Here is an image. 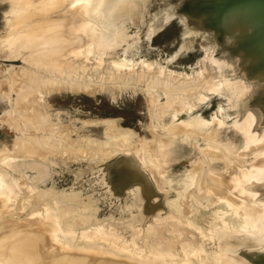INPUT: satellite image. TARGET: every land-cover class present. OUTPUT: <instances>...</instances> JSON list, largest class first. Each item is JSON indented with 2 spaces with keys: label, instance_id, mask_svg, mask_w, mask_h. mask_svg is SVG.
Wrapping results in <instances>:
<instances>
[{
  "label": "rangeland",
  "instance_id": "rangeland-1",
  "mask_svg": "<svg viewBox=\"0 0 264 264\" xmlns=\"http://www.w3.org/2000/svg\"><path fill=\"white\" fill-rule=\"evenodd\" d=\"M20 1L0 0V162L12 160L7 165L12 163L9 168L12 170L11 172H14L16 179H18V185L15 187V198L17 201L12 199L14 202L11 200V203L9 202L6 206L7 209L3 208L1 210L2 207L0 206L1 213H4L3 217L9 220L13 219V223L17 225V228L20 227L19 229H21V226L25 228L28 225L31 229L27 227L31 231H36L39 234L45 232L43 237L46 236V240L44 238L43 247H41L45 254L41 252L44 254V258L49 255L46 260L59 254L61 249L63 253L64 251L67 252L70 246L76 249L80 245L85 247L93 243L94 246L97 244L103 248H108L112 242L118 240L119 245L126 246L128 244L135 249L151 246L152 248L159 247L162 251H172L174 254L176 253L175 257L179 258L178 261H180L183 259H180L181 254L183 256V252L186 250L183 247L187 248L189 246L188 242L190 243L192 240L194 246L190 243L191 247H188V249L192 250L190 253L193 252L196 255L203 252L202 255H200L201 253L199 254L201 257L203 256L202 259H200L199 255L196 259L195 256H190L191 254L187 249L193 264H196L194 262L198 259L200 261L198 260L197 264L202 261L203 263L201 264H227V257H230V259L232 257V260H234L236 256L239 259L243 258L240 260H243L244 263L264 264V193L260 192L264 189V182L262 181L264 173L263 171L261 173L257 171L259 169V167L257 169V166L261 164V161H264V150L261 146V144L264 146V140H262L264 139L262 138L264 137V125H262L264 121L261 124L254 123L255 127H253L252 131L255 132L254 129H256V132L255 134L251 133L254 134L253 136L259 132L263 133H261L262 136L258 135L262 143H260L259 139L256 141L257 147L259 148L260 146L259 150L262 147L260 150L263 153V155L261 154L262 158L259 150H257L258 148L256 149V144L255 146L252 144L251 148L253 150L247 147V143L257 140L258 136L256 135L249 141L248 139L253 136L246 133L248 138L247 140L245 139L247 135L244 132L247 131H244L245 126L243 124L248 122L250 118L242 115L247 113L252 108V105L257 109L261 107V109L259 108V111H261L258 113H263L264 73L262 72L264 69L261 68H264V59L256 56L251 51H264V47L261 46L264 45V5L259 4L256 0H226L227 2L225 0H221L222 2L220 0H122L123 2L117 3L114 13H109L108 11L107 14L104 12V14L109 15H106L108 19L106 18L107 20H105L103 15L102 18L104 20L99 18L100 21L102 20L99 24L97 22L99 21L97 20L98 18L96 16V18L92 17L95 11L90 14L92 15L91 17L90 15L87 17L86 12H84L86 11L84 8L90 4L83 7L80 6L81 4L83 5V0L81 1L82 3L80 0L77 2L79 5L74 0V4L78 5V9H76L77 7L75 8V5L74 8L80 14L75 12L77 13V15L73 16L75 18L72 17L69 19L70 21L68 20L70 23L65 25V27H68L69 31L62 24L60 26L62 25L63 27H58L56 24L57 27L53 28L55 21L57 22V17H53L56 19L53 21L52 16L49 13V15L47 14V9L50 8L49 0H43V6L45 7L46 4L48 8L41 6L42 0H23L22 2L28 3H26V8H34L41 2L38 6L39 8L36 6L37 9L31 13L32 18L37 16L35 20L40 23L34 27L35 29L37 27L35 30L32 26L37 21L34 20V23H31L33 20L31 18V26L29 27L34 30L30 28L31 30L28 34H32V36L38 34L37 36L43 35V37L39 38L40 36H36L37 38H34V35L32 37L34 40H31L29 38L30 35L27 33L26 36H22V39L20 38L21 34L16 33L20 36H17V39L15 32L11 33V30H13L11 28L14 26V24H11L16 22L15 19L19 14L18 12L21 11L19 10L21 8L19 6L21 4ZM36 1L37 3L40 2L36 4ZM85 1L87 0H84V3H86ZM24 4H22L23 8H25ZM40 6L45 9L44 12L46 13L42 12L43 9H41L40 13ZM79 9L84 13H82L83 16ZM88 9L91 10V8ZM37 10H39V13H37ZM174 10L177 11L175 12ZM252 11L257 14L254 12V15ZM42 13L51 17V19L48 18L51 22ZM87 13L89 14L90 12L87 11ZM178 13L181 14L178 15ZM33 14H36V16ZM253 15L257 16L256 18L258 19L253 18ZM77 17L79 22L74 21L78 19ZM82 17L85 19L83 25L80 23L83 19ZM80 18L82 19L80 20ZM93 18L96 20H93ZM71 20L72 23L74 21L75 26L76 23H80L82 26L77 24V27L81 29L75 27ZM48 22L49 26H53L49 27L47 25ZM260 22L263 24L261 25ZM59 23L61 22L59 21ZM95 23L99 25L97 24V26ZM71 24L73 25L72 27L70 26ZM38 26L46 29L45 36V31L41 32V28L39 27L38 29ZM46 26L51 29L47 30ZM74 27L78 31H73L75 30H72ZM113 28L116 29V34H111L113 31L111 29ZM107 30L111 32L108 33ZM59 32L62 33L59 35ZM67 32L70 34H67ZM93 33L95 34L92 35ZM100 34H103L105 38L100 36L102 39L100 40ZM27 36L31 42L25 43L24 38H27ZM112 37L114 40H112ZM104 40L105 44L103 43ZM20 44L23 45L21 46ZM59 46L65 47L60 49ZM79 46L85 52V58L83 57L85 61L81 60L82 62L84 61L83 63H88V66H91L90 68L87 66L88 68L86 67L85 69V64L84 67H82L83 63L81 64L82 66L78 64L81 63V60L80 62L77 61L79 57L76 59V54L73 55L71 51L69 52L72 48L76 49ZM54 48L59 49L56 52L57 55L65 52L64 57L66 55L68 58L70 53L72 54H70L71 57H75L72 59L69 56L70 58L67 60L66 57L63 59L62 54V61L60 60V55H56L59 60L55 59L57 57H54L53 55L55 54L52 53L56 51H53ZM47 50H49L47 53H50V55L47 54L49 61H58L57 65L52 62L55 67L53 64L46 67L49 61L47 60V64L44 61H46L45 59L48 56L44 57L43 53L46 54ZM250 53L252 56L254 55V58L250 57ZM40 56H43V58ZM50 56L52 57L51 59ZM246 57L251 60L254 59V62L255 60L260 62H252L249 65ZM96 59L100 63H96ZM63 60L66 61L64 64L62 63ZM70 61L72 63H69ZM75 61L79 65H75L74 70H72L76 72V76L74 73L72 75L70 73ZM68 64L72 65H70L71 68L68 67ZM243 64L247 65V69H251L247 70L245 67L248 75L245 73L244 68L242 69L244 67ZM259 64L262 74L256 67ZM63 65H65V70H63ZM249 66H254L252 67L254 71ZM53 67L55 70L56 68H61L57 69L61 71H55L52 69ZM76 67L81 70L78 68V71H76ZM67 68H70L69 71ZM83 69L84 71H82ZM119 69L123 74L118 71ZM241 69L244 71L243 73ZM110 70L112 71L110 72ZM52 71H54V75ZM138 72L139 74L137 75ZM205 72L209 74L206 73L205 75ZM207 75L208 77L210 76L211 80L208 79ZM220 84L221 89L216 87ZM224 85L225 87L229 85L231 87L225 88L223 87ZM86 86H89V88L87 89ZM237 86L239 87L237 88ZM211 88H215V91ZM210 90L211 92H209ZM218 90H222V92ZM253 99L255 101L252 102ZM240 105L244 107L242 111L239 109ZM247 105L251 108L249 109ZM238 117L244 118H241L243 123L237 120ZM195 118L202 124L189 130L188 122L190 119L195 120ZM214 120H218L216 121L218 124ZM211 122L213 124L215 122L214 125L217 124L216 127L219 126L218 130L215 129L216 127L214 128ZM238 123H240L243 131L239 126L237 127ZM261 125L263 126L262 128ZM208 127L211 128L209 129ZM260 128L261 131H258ZM118 131H121V133ZM122 131H124V134ZM119 134L122 135L123 139ZM26 139H30V141ZM31 141H34L33 145ZM174 142L179 143L175 145ZM225 142H229V145L235 148L231 153L226 151L227 162L229 161L228 166L229 169L231 168L230 178L225 176L228 173L226 171L228 167L219 162L209 161L212 158L210 159L205 154V148L208 146H216L217 143L222 144ZM256 142L254 141V143ZM22 143H25L24 146L29 145L32 148L36 146V154H31V151H28L31 156L27 155L29 153H23V151L27 152V150L26 147L24 150ZM207 143H211V145H207ZM174 146L177 147L173 148ZM169 148L173 152L162 153V151L166 152ZM160 150L161 152H159ZM247 150H252L253 153L250 151L249 155ZM254 150H257L255 151L256 153ZM161 153L164 155L163 157L158 156ZM254 153L255 157L253 158L255 160L259 158L258 162L255 161V163L257 162L259 165L249 160L253 159L249 157L253 156ZM231 160L234 161L230 163ZM239 160H241V163H238L240 162ZM247 160L248 162H245ZM248 165L252 166L249 167ZM14 167H17V169H13ZM245 167L250 170H243ZM253 168H256V173L253 172ZM123 169L126 170L124 171ZM0 170H2L1 167ZM250 171L252 172L249 173ZM106 172L111 174L108 173L109 175H106ZM257 172L262 174V176ZM188 173L194 179L191 177L193 182L190 184L192 185L189 186L188 184V190L185 188L187 194L186 191L183 193L182 184L185 179L183 178L184 175L186 176ZM239 173H243L242 177L248 173L251 174L250 176L246 175L248 178H254L249 180L244 176L245 178L243 177L244 179H242ZM228 174L226 175L228 176ZM218 175L222 176L218 185L222 186L221 184L223 183L227 185L226 188L224 184L220 187L222 188L220 189L221 192L228 189L229 192L227 191V193H230V189L234 186L232 188L233 193L235 187L239 189L244 185L246 188L243 187L242 190L246 191L248 189L251 196L253 195L252 197L250 196L251 199L254 196L255 198L251 200L249 196V198L244 196L249 195V192L246 191L245 194L244 191H236V189L234 190V196L237 200L233 196V199L232 197L229 198L230 196L226 198L225 193L221 194V197L222 195L224 196L222 199L219 197L220 195L218 196V192H215V195L210 192L211 197L213 195V199H216V203L215 199L208 197V194L210 195L209 186L215 183V180H212L219 177ZM238 175L240 176L238 177ZM224 176L225 179H223ZM255 176L260 179L257 180ZM233 177H235V180L238 178L242 179L243 182L249 181L243 184L239 180V184H242L238 186V180L235 181ZM231 179L234 180L232 182L233 185L229 184L232 181ZM222 180H226V183L225 181L221 182ZM234 182H236L237 186L234 185ZM215 184L217 185V183ZM249 184L254 188L257 186L260 191L257 190L256 193V189L251 188ZM228 185H231L230 188H228ZM141 191L142 194H139ZM200 191L201 193H198ZM252 191H255L254 194H256H252ZM195 193L198 195H195L198 200L194 197ZM237 193L238 195L236 196L235 194ZM240 197H243L242 199L247 203L246 206H249L248 208L246 207L247 209L241 205L244 200ZM218 198L222 199V201ZM231 199L232 203L234 201V205L231 203ZM238 199H241L240 202H237L239 201ZM187 200H190V202L183 205V203L188 202ZM211 200L215 203H211ZM235 204H239L242 207L235 206ZM156 205L157 209H154V211L153 208ZM183 206L187 207L189 211L187 212V208ZM207 206L209 207L208 210L200 213ZM61 208L62 210H60ZM55 209L56 212L53 211ZM192 209H195V212ZM61 211L62 214H60ZM179 212L181 213V218L179 219L181 224H179V220L178 224L185 227L186 230L180 226L178 229L177 223L172 219V216L180 214ZM56 213L58 216L60 215L59 218ZM86 216L90 217L91 221L87 222L89 218L85 220ZM53 217H57V220L64 219L60 226L61 229L63 228L62 230L56 232L57 227L54 225ZM78 217L82 221H79ZM4 218H1L2 221ZM45 218L48 220H45ZM77 220L81 223L78 224ZM190 221L192 222L189 223ZM173 223H175L176 227ZM8 224V226L0 228V234H2L3 229L6 230L8 229L7 227L11 226V223ZM152 226L153 229L151 228ZM148 230L153 232V239L151 237L147 240L145 239ZM178 230L183 236H180ZM60 231L68 233H61ZM56 233H58L57 237H55ZM160 233H163L162 237ZM190 233L192 236L188 238ZM91 234H93V237ZM163 235L167 236V238L163 237ZM86 236H90L92 239H86ZM8 242L7 240L5 246H8ZM182 242H185L186 245ZM47 243L48 245L46 246ZM196 243L200 248L197 247ZM199 243L200 245L202 244V247ZM174 244L176 247H172L175 246ZM183 244L184 246L181 247ZM157 245L158 247H156ZM166 245H168V248ZM224 246L226 251L223 250ZM46 247L48 248L46 249ZM51 247L52 249L48 250ZM173 248L176 250L173 251ZM196 248H198V251L199 249L203 250L198 253ZM180 252L182 253L180 254ZM191 257L196 260L191 259ZM174 259L177 261L176 258ZM148 260L155 261L154 258L151 259L150 257ZM4 261V259H0V264H11L8 261ZM243 261L239 262V264H244Z\"/></svg>",
  "mask_w": 264,
  "mask_h": 264
},
{
  "label": "bare ground",
  "instance_id": "bare-ground-1",
  "mask_svg": "<svg viewBox=\"0 0 264 264\" xmlns=\"http://www.w3.org/2000/svg\"><path fill=\"white\" fill-rule=\"evenodd\" d=\"M20 1V0H19ZM23 0H21L20 1V3L21 4H19V6L21 7V8H19V10H21V11H23L22 13H20V12H18L19 14L17 15V18L15 19V21L16 22H14V23H10L11 25H13L14 24V26H13V28H11V29H13V30H11L10 32L11 33H13V31L15 32V34L17 33V34H21V37L19 36V35H15L16 36V38H17V36L18 37H20L21 39H22V36L24 35V36H26L27 34H28V32L32 29V30H34L35 28V26L38 24V23H40V22H38L37 20H35V18L37 17L36 16V14L37 13H39V10H37V13L36 14H33V15H35L36 17H34V18H32L33 16H32V11H35L36 9H37V7L41 4V2L38 4L37 3V1H36V4H38V5H36V6H34V8L32 7V8H26L25 6H26V3L25 2H22ZM26 1V0H25ZM29 1H31V0H29ZM35 1V0H34ZM43 1V0H42ZM74 0H49V5H50V8H48L47 6H46V4H45V7L43 6L44 4V1L42 2V5L41 6H43L44 8H48L47 9V14L49 13L50 14V16H52V18L53 17H57L56 19H57V22L55 21V23H54V29L57 27V25H58V27H63L62 25H64V28H66V30H69L70 31V29H67L68 27H65V25H67L68 23H70L69 21V19H71L73 16H75V15H77V13L79 12L78 10L76 11V9H78V5H79V3H77V2H79V0H75L76 1V3L78 4V5H75L74 3H75V1L73 2ZM82 0H80V2H81ZM122 0H87V1H85L86 3H84V0H83V5L81 4L80 6H83V7H85L87 4H90V5H87L88 7H86V8H84V9H86V11H84V12H86V14H87V17H89L88 15H90V14H92V12L93 11H95V12H93V16L92 15H90V17L92 16V17H97L98 19L97 20H99V21H97V22H99V24H100V22H102V20L100 21V19H103L102 18V16L104 15L105 17H104V19L105 20H107L108 18H107V16H109V15H107L108 14V11H109V13L111 12H113L114 11V8L116 9L117 8V3H119V2H121ZM217 1V0H216ZM223 1V0H222ZM221 0H220V2H222ZM226 1V0H225ZM228 1V0H227ZM226 1V2H227ZM18 2V1H17ZM47 2V1H46ZM45 2V3H46ZM123 2V1H122ZM211 2V1H210ZM231 2V1H230ZM25 3V4H24ZM30 3H32V2H30ZM34 3V2H33ZM82 3V2H81ZM225 3V2H224ZM224 3H222V4H224ZM17 4V5H18ZM22 4H24V7L25 8H23V5ZM28 4V3H27ZM85 4V5H84ZM213 4H214V2H213ZM14 5V4H13ZM22 5V6H21ZM31 5V4H30ZM74 5H75V8H74ZM224 5H226V4H224ZM41 6H40V13H41V9H43V11L42 12H44V8H41ZM90 6V7H89ZM216 6V5H215ZM251 6V5H250ZM253 6V5H252ZM228 7V6H227ZM235 7V6H234ZM243 7V6H242ZM247 7H249V6H247ZM256 7V6H255ZM17 8H18V6H17ZM39 8V7H38ZM87 8H91V10H87ZM217 8V7H216ZM232 8V7H231ZM237 8V7H236ZM250 8V7H249ZM252 8V7H251ZM257 8H258V6H257ZM260 8V7H259ZM75 9V10H74ZM18 10V9H17ZM26 10V11H25ZM80 10V9H79ZM243 10V9H242ZM245 10V9H244ZM249 10V9H248ZM252 10V9H251ZM250 10V11H251ZM25 11V12H24ZM31 11V12H30ZM87 11L88 12H90L89 14L87 13ZM175 11V10H174ZM177 11V10H176ZM175 11V12H176ZM231 11V10H230ZM229 11V12H230ZM263 11V10H262ZM16 12V13H17ZM75 12H77V13H75ZM80 12H81V15L83 16V12L80 10ZM104 12L105 13H107V14H104ZM253 12V11H252ZM252 12H250V13H252ZM255 12V11H254ZM253 12V13H254ZM34 13V12H33ZM44 13H46V12H44ZM44 13H42V14H44ZM83 13V14H82ZM114 13V12H113ZM256 13V12H255ZM255 13H254V15H255ZM263 13V12H262ZM48 14V15H49ZM78 14H80V13H78ZM85 14V15H86ZM118 14V13H117ZM179 14H181V13H178V15ZM257 14V13H256ZM259 14V13H258ZM39 15V14H38ZM46 17H45V16ZM43 16L45 17V18H47V20H49V19H51V17H49L48 15H46V14H44ZM84 15V16H85ZM107 15V16H106ZM116 15V14H115ZM119 16H120V14H118ZM126 15V14H125ZM177 15V14H176ZM252 15V14H251ZM253 15V18H256L255 16ZM264 15V14H263ZM42 16V15H41ZM48 16V17H47ZM118 16V17H119ZM123 16V15H122ZM260 16V15H259ZM39 17V16H38ZM70 17V18H69ZM79 17V16H78ZM77 17V18H78ZM81 17V16H80ZM86 16H85V18H87ZM95 17V18H96ZM163 17H165V16H163ZM162 17V18H163ZM166 17H168V16H166ZM261 17H262V15H261ZM13 18H15V17H13ZM33 20H32V19ZM44 18V20H46ZM49 18V19H48ZM58 18H59V21L61 22V23H59V21H58ZM73 18H75V17H73ZM83 18V17H82ZM82 18H80V20L82 19ZM95 18H93V20H96ZM100 18V19H99ZM107 18V19H106ZM252 18V19H253ZM30 19V20H29ZM55 18H53V21L54 20H56ZM91 19V18H90ZM103 19V20H104ZM114 19H116V18H114ZM118 19V18H117ZM256 19H258V18H256ZM261 19V18H260ZM27 20H29L28 22H26ZM31 20H32V22H31ZM37 21L36 23H34L33 21ZM69 20V21H68ZM73 20V19H72ZM72 20H71V23H72ZM78 20V21H77ZM75 19L74 21H76V22H79V18L78 19ZM84 18L80 21V23L83 25V23H84ZM87 20V19H86ZM165 20V19H164ZM50 21V20H49ZM74 21H73V25H74ZM83 21V22H82ZM87 21H89V20H87ZM254 21V20H253ZM259 21V20H258ZM262 21H263V19H262ZM34 23L33 24V28L32 27H29V26H31V23ZM47 22V21H46ZM51 22V21H50ZM105 22V21H104ZM162 22H163V20H162ZM80 23H76V26L75 27H77V24L78 25H81ZM94 23V22H93ZM261 23V22H260ZM30 24V25H29ZM57 24V25H56ZM60 24H62L61 26H60ZM70 25L71 27L73 26V25ZM96 25L98 24V23H95ZM98 24V25H99ZM122 24V23H121ZM263 23H261V25H262ZM47 25L49 26L50 24H49V22L47 23ZM81 25V26H82ZM97 25V26H98ZM254 25V24H253ZM257 25V24H256ZM53 26V25H52ZM52 26H49V27H52ZM102 26V25H101ZM116 26V25H115ZM120 26V25H119ZM118 26V27H119ZM12 27V26H11ZM39 27L40 26H38V29H39ZM75 27L74 28H72V30L73 29H75ZM108 27V26H107ZM31 28V29H30ZM41 28V32H43V30L45 31V34H44V36L46 35V29H42V27H40ZM46 28H47V30L49 29L47 26H46ZM77 28H80V27H77ZM76 28V29H77ZM83 28V27H82ZM97 28V27H96ZM117 28V27H116ZM36 29H37V27H36ZM35 29V30H36ZM51 29V28H50ZM49 29V30H50ZM73 30V31H78V29L77 30ZM81 29V28H80ZM102 29V28H101ZM100 29V30H101ZM118 29V28H117ZM120 29V28H119ZM72 30H71V32H72ZM91 30H93V29H91ZM113 30V31H112ZM153 30H155V29H153ZM39 31V30H38ZM63 31V30H62ZM80 31V30H79ZM108 31V30H107ZM112 31V32H111ZM111 31H108V33L109 32H111V34H116V29H111ZM118 31H120V30H118ZM118 31H117V33H118ZM21 32H23V33H21ZM32 32V31H31ZM30 32V33H31ZM51 31H49V33H50ZM65 32V31H64ZM63 32V33H64ZM93 32V31H92ZM259 32V31H258ZM27 33V34H26ZM34 33V32H33ZM37 33H39V32H37ZM62 33V32H61ZM60 32H59V35L61 34ZM76 33V32H75ZM85 33V32H84ZM83 33V34H84ZM98 33V32H97ZM39 34H42V33H39ZM51 34H52V32H51ZM56 34H58V33H56ZM67 34H70V33H68L67 32ZM95 33H93L92 35H94ZM28 35H30L29 36V38H31V40L33 39L32 37L35 35H33L32 36V34H28ZM38 35V34H37ZM37 35H35L34 36V38H37V37H39V36H37ZM64 35V34H63ZM66 35V34H65ZM74 35V34H73ZM76 35V34H75ZM103 34H100L99 35V38H100V36L102 37V38H105L104 37V35L102 36ZM119 35V34H118ZM37 36V37H36ZM42 37H43V35H41ZM39 37V38H42V37ZM78 36V35H77ZM112 36V35H111ZM117 36V35H116ZM116 36H114V37H116ZM120 36V35H119ZM56 37V36H55ZM118 37V36H117ZM24 38V37H23ZM28 38V36H27V38H24V42L25 43H27V42H31V40ZM64 38V37H63ZM79 38V37H78ZM113 38V37H112ZM264 38V37H263ZM18 39V38H17ZM120 39V38H119ZM228 39V38H227ZM253 39H255V38H253ZM25 40H27V41H25ZM29 40V41H28ZM34 40V39H33ZM87 40V39H86ZM100 40H102L101 38H100ZM112 40H114V38L112 39ZM18 41V40H17ZM76 41V40H75ZM79 41V40H78ZM77 41V42H78ZM118 41V40H117ZM250 41V40H249ZM258 41V40H257ZM22 42V41H21ZM20 42V43H21ZM33 42V41H32ZM76 42V43H77ZM103 42V41H102ZM254 42V41H253ZM52 43H53V41H52ZM88 43V42H87ZM104 44L106 43L105 42V40H104V42H103ZM107 43H109V41H107ZM249 43V42H248ZM252 43V42H251ZM19 44V43H18ZM62 44V43H61ZM68 44V43H67ZM84 44V43H83ZM111 44V43H110ZM261 44V43H260ZM259 44V45H260ZM21 45V44H20ZM23 45V44H22ZM21 45V46H22ZM30 45V44H29ZM39 45V44H38ZM43 45H44V43H43ZM65 45V44H64ZM74 45V44H73ZM107 45V44H106ZM105 45V46H106ZM255 45V44H254ZM33 46V45H32ZM114 46V45H113ZM258 46V45H257ZM261 46H263L264 47V45H261ZM20 47V46H19ZM25 47V46H24ZM31 47V46H30ZM65 47V46H64ZM64 47H61V46H59V48L60 49H64ZM79 47H81V46H79ZM72 48L71 50H69L68 48V50H69V52L71 51V53L74 55V54H76V59H78L77 57H79V59L77 60V61H79L80 62V60L81 59H83V57L85 58V52H83L84 50L82 49V47L81 48ZM86 47V46H85ZM107 47H109V46H107ZM260 47V46H259ZM110 48H112V46H110ZM246 48V47H245ZM49 49V48H48ZM247 49V48H246ZM262 49V48H261ZM33 50V49H32ZM38 50V49H37ZM56 50V51H55ZM57 50L59 51V49H55L54 48V50L53 51H55V52H52V53H54L55 55H53L54 57H57V56H59L60 58L62 57L61 55L63 54V59H65V57H66V55H65V57H64V54H66L65 52H62V53H60V54H58L57 55ZM111 50V49H110ZM49 50H47L46 51V54L45 53H43L42 55L45 57V56H48V55H50V53L48 54L47 52H48ZM61 51V50H60ZM65 51V50H64ZM89 51V50H88ZM246 51H250V50H246ZM35 52V51H34ZM33 52V53H34ZM69 52H67V53H69ZM251 52H253L256 56H258V57H260V58H262V59H264V51H260V50H253V51H251ZM36 53H37V51H36ZM59 53V52H58ZM70 53V54H71ZM83 53V54H82ZM87 53V52H86ZM48 54V55H47ZM70 54H69V56H70ZM71 54V55H72ZM245 54V53H244ZM57 55V56H56ZM250 57H253L252 56V54L250 53ZM32 56V55H31ZM43 56H40L41 58H43ZM67 56H68V54H67ZM68 56V58H70ZM73 57H75V56H73ZM73 57H71L72 59H74ZM81 57V58H80ZM40 58V59H41ZM52 57L50 56V59H51ZM68 58L66 57V59L68 60ZM247 59H248V64L250 65V63H252V62H254V57L252 58L253 60H251L250 58H248V57H246ZM245 58V59H246ZM45 59V58H44ZM55 59H58L59 60V58L57 57V58H55ZM256 59V58H255ZM39 60V59H38ZM46 61H44L45 63L46 62H48L49 61V56L48 57H46V59H45ZM48 60V61H47ZM61 61H62V58L60 59ZM70 60V59H69ZM84 60V59H83ZM42 61V60H41ZM57 61V60H56ZM72 61V60H71ZM69 62V63H72V62ZM85 61V60H84ZM83 61V62H84ZM88 61V60H87ZM98 61V62H97ZM251 61V62H250ZM260 62L259 60H255V62ZM264 61V60H263ZM44 62H42L43 64H44ZM53 62V60H51V62L49 61L48 63V66H46L45 64H44V66H46V67H49V65H51V64H53L52 63ZM58 62V61H57ZM57 62H55L54 64L55 65H57ZM66 61H64L63 60V64L65 63ZM82 62V60H81V63H78V64H82L83 63ZM96 63H100L99 62V60L98 59H96V61H95ZM254 62V63H255ZM257 62V63H258ZM59 63H60V61H59ZM59 63H58V65H59ZM68 63V62H67ZM74 63V65H73V67H72V69H71V71L72 70H74L73 68L75 67V65H77V66H79L77 63H76V61L75 62H73ZM103 63V62H102ZM261 63H262V61H261ZM42 64V65H43ZM47 64V63H46ZM54 64H53V66H54ZM61 64V63H60ZM86 66H85V65ZM113 64V63H112ZM120 64V63H119ZM246 64V63H245ZM39 65V64H38ZM62 65V64H61ZM65 65H67V64H65ZM65 65H63V68H64V66ZM69 65V64H68ZM71 65V64H70ZM68 66V67H70L71 68V66ZM83 65V66H82ZM81 66L82 67H84L85 66V69H86V67L88 66V63L86 64V63H83ZM90 65V64H89ZM92 65V64H91ZM100 65V64H99ZM116 65V64H115ZM240 65V64H239ZM81 66H80V68H81ZM93 66V65H92ZM101 66V65H100ZM120 66V65H119ZM243 66L244 67H242V69L244 68V71H245V67H246V69L248 68L247 67V65H244L243 64ZM41 67H43V66H41ZM55 67V66H54ZM52 68V69H54L55 70V68ZM58 67H60V66H58ZM89 68L91 67V66H88ZM87 67V68H88ZM118 67V66H117ZM122 67V66H121ZM250 67V66H249ZM252 67H254V66H252ZM252 67H250V68H252ZM256 67L259 69L260 68V64L259 65H256ZM256 67H255V69H256ZM261 67H262V65H261ZM263 67H264V64H263ZM51 68V67H50ZM69 68V69H70ZM79 68V67H78ZM78 68L76 67L75 69H76V71H78ZM79 68V70H81ZM93 68V67H92ZM45 69V68H44ZM51 69V70H52ZM57 69H61V68H56V70L55 71H58V72H60L59 70H57ZM68 69V68H67ZM69 69H68V71H69ZM130 69V68H129ZM128 69V70H129ZM206 69H208V68H206ZM217 69V68H216ZM242 69H241V71H242ZM258 69H256V70H258ZM261 69H264V68H261ZM261 69H259V72L261 73L262 72V70ZM63 70H65V68L63 69ZM123 70H124V68H123ZM131 70V69H130ZM220 70H221V67H220ZM247 70H251V69H247ZM252 70L254 71V69L252 68ZM261 70V71H260ZM82 71H84V69L82 70ZM87 71V70H86ZM96 71V70H95ZM112 70H110V72H111ZM119 72H122V71H120V69L118 70ZM208 71V70H207ZM209 71H211V70H209ZM213 71H215V70H213ZM244 71H242V73L244 72ZM53 72V75H54V71H52ZM64 72V71H63ZM62 72V73H63ZM116 72V71H115ZM220 72V71H219ZM255 72H257V71H255ZM259 72H257V73H259ZM71 73V75H72V73H74L75 74V76H76V72L75 71H72V72H70ZM78 73V72H77ZM118 73V72H117ZM127 73V72H126ZM142 73V72H141ZM140 73V74H141ZM206 73L207 74H209L208 72H205V75H206ZM245 73H246V71H245ZM244 73V74H245ZM262 73H264V70H263V72ZM261 73V74H262ZM119 74V73H118ZM118 74H116V75H118ZM122 74H123V72H122ZM121 74V75H122ZM139 74V72L137 73V75ZM210 74L212 75V73L210 72ZM221 74V73H220ZM219 74V75H220ZM238 74V73H237ZM247 74V73H246ZM68 75V74H67ZM129 75V74H128ZM248 75V74H247ZM62 76H63V74H62ZM69 76V75H68ZM130 76V75H129ZM132 76V75H131ZM143 76V75H142ZM170 76V75H169ZM214 76V75H213ZM118 77H119V75H118ZM125 77V76H124ZM207 77H208V75H207ZM210 77V76H209ZM208 77V79H210ZM218 77H220V76H218ZM224 78H225V76H223ZM227 77V76H226ZM137 78H138V76H137ZM214 78V77H213ZM223 78V79H224ZM28 79H32V78H28ZM46 79H48V78H46ZM140 79V78H139ZM143 79V78H142ZM170 79V78H169ZM215 79H216V77H215ZM219 79H221V77L219 78ZM218 79V80H219ZM36 80V79H35ZM80 80V79H79ZM211 80V79H210ZM217 80V79H216ZM32 81H34V80H32ZM49 81V80H48ZM206 81V80H205ZM220 81V80H219ZM227 81V80H226ZM42 82V81H41ZM224 82V81H223ZM231 82V81H230ZM44 83V82H43ZM48 83V82H47ZM214 83V82H213ZM212 83V84H213ZM227 83H228V81H227ZM234 83H236V82H234ZM30 84L32 85V83H31V81H30ZM211 84V85H212ZM216 84V83H215ZM224 84V83H223ZM230 84V83H229ZM49 85V84H48ZM207 85V84H206ZM209 85H210V83H209ZM228 85V84H227ZM232 85V84H231ZM35 86H36V83H35ZM68 86V85H67ZM70 86V85H69ZM74 86V85H73ZM214 86V85H213ZM221 86V84L219 85V86H216V87H220ZM230 86V85H229ZM229 86H226L225 87V85L223 86V87H225V88H227V87H229ZM236 86V85H235ZM240 86H242V85H240ZM26 87V86H25ZM70 87H72V86H70ZM84 87V86H83ZM87 87V89L89 88V86H86ZM207 87H209L208 85H207ZM212 87V86H211ZM215 87V86H214ZM222 87V88H223ZM231 87V86H230ZM239 86H237V88H238ZM77 88H78V86H77ZM169 88V87H168ZM210 88V87H209ZM213 88V87H212ZM211 88V89H212ZM31 89V88H30ZM67 89V88H66ZM73 89V88H72ZM76 89V88H75ZM215 89V88H214ZM214 89H212V90H214ZM217 89V88H216ZM219 89V88H218ZM220 89H221V87H220ZM224 89V88H223ZM235 89V88H234ZM69 90H70V88H69ZM207 90V89H206ZM238 90V89H237ZM241 90V89H240ZM89 92H90V90H88ZM215 91V90H214ZM218 91H221L222 92V90H218ZM218 91H216V92H218ZM226 91H227V89H226ZM87 92V91H86ZM209 92H211V90L209 91ZM213 92V91H212ZM220 92V93H221ZM219 94V93H218ZM222 94V93H221ZM256 96V95H255ZM258 96V95H257ZM261 96V95H260ZM259 97V96H258ZM254 98V97H253ZM259 100H260V98H259ZM253 101H255L254 99L252 100V102ZM261 102V101H260ZM237 103V102H236ZM235 103V104H236ZM251 103V102H250ZM235 104H234V106H235ZM251 104H253V103H251ZM255 105H256V103H254ZM263 104H264V102H263ZM262 103H261V105H263ZM237 105H238V103H237ZM260 105V104H259ZM259 105H257V107H259ZM239 106V105H238ZM241 106V105H240ZM241 107H243V106H241ZM239 108V109H241V111H242V109H244V107L243 108ZM247 107H249V105H247ZM252 107V108H251ZM251 107H249V111H248V109H247V113H245V114H242V113H240V114H242V115H246L247 116V118L249 117L250 119L248 120V122H245L243 125L245 126V129H244V131L246 130L247 132H244L245 133V135H247V137H245V139L247 140V138H248V134H251V133H254L255 134V132H256V129H254L255 130V132L254 131H252L253 130V127H255V124L254 123H260L261 124V122H263L264 121V107H263V113H258V112H260L259 111V108L261 109V107H259L258 109L257 108H255L253 105L251 106ZM258 110V111H257ZM245 111V110H244ZM246 112V111H245ZM239 114V115H240ZM259 114V115H258ZM238 115V116H239ZM261 115V116H260ZM241 116V115H240ZM242 117H244V116H242ZM241 117V118H242ZM240 117H238V121H240L241 123H243L242 121H241V118L239 119ZM216 119V118H215ZM242 119H244V118H242ZM246 120V119H245ZM215 122L216 121H218V120H214ZM244 121V120H243ZM105 122V121H104ZM110 122V121H109ZM215 122H214V124H215ZM187 123V122H186ZM212 123V122H211ZM210 123V124H211ZM217 123V122H216ZM221 123V122H220ZM109 124V123H108ZM200 124H202V123H200V121H197V119L195 118V120L194 119H190L189 120V122H188V125L190 126V127H188L189 128V130L191 129V128H195V127H197L198 125H200ZM204 124V123H203ZM213 124V123H212ZM211 124V125H212ZM213 124V125H214ZM218 124V123H217ZM216 124V125H217ZM253 124H254V126H253ZM107 125V124H106ZM212 125V126H213ZM216 125H214V128L216 127ZM262 125H264V123L262 124ZM261 125V128L263 127ZM175 126V125H174ZM183 126V125H182ZM181 126V127H182ZM184 126H186L185 124H184ZM239 126V128L240 129H242L241 128V125H240V123H238V125H237V127ZM256 126H258L259 127V125H257L256 124ZM109 127V126H108ZM111 127H112V125H111ZM116 127V126H115ZM218 127L219 126H217L215 129H217L218 130ZM173 128V127H172ZM178 128H180L179 126H178ZM186 128V127H185ZM184 128V129H185ZM187 128V129H188ZM209 128V127H208ZM211 128V127H210ZM209 128V129H210ZM238 128V129H239ZM244 128V127H243ZM261 128L260 129H258V131H261ZM109 129H111V128H109ZM186 129V131H188ZM214 129V130H215ZM176 130H177V128H176ZM192 130V129H191ZM216 130V131H217ZM116 131V130H115ZM114 131V132H115ZM168 131V130H167ZM215 131V132H216ZM242 131H243V129H242ZM119 133H121V131H118ZM124 131H122V133H123ZM171 132V131H170ZM174 132V131H173ZM183 132H184V130H183ZM263 132H264V129H263ZM111 133H113V132H111ZM115 133H117V132H115ZM126 133H128V132H126ZM177 133V132H176ZM175 133V134H176ZM246 133H248V134H246ZM260 133V132H259ZM257 134L256 133V135L258 136H262L261 135V133L260 134ZM124 134V133H123ZM129 134V133H128ZM254 134H251L252 136L254 135ZM263 134V133H262ZM119 135H121V134H119ZM126 136H127V134H125ZM202 135L204 136V134L202 133ZM207 135V134H206ZM244 135V136H245ZM251 135H249V136H251ZM255 135V136H256ZM115 136V135H114ZM255 136H253L252 138H250V139H248L249 141H251V139H253ZM258 136V138H257V140H254L255 142L256 141H258V139H259V141H260V137ZM264 136V135H263ZM205 137V136H204ZM208 137V136H207ZM120 138V137H119ZM121 138L123 139V137H122V135H121ZM262 138H264V137H262ZM211 139H213V138H211ZM26 140H29L30 141V139H26ZM262 140H264V139H262ZM262 140L260 141V143H262ZM24 141V140H23ZM214 141V140H213ZM254 141L252 140L250 143H247L248 144V149L250 148V149H252L253 150V148H251L252 147V144H253V146H255V144H256V149L258 148L257 147V142L256 143H254ZM25 142V141H24ZM26 142H28V141H26ZM32 142V141H31ZM34 142V141H33ZM33 142H32V145H33ZM176 142V141H175ZM174 142V143H175ZM253 142V143H252ZM21 143V142H20ZM29 143V142H28ZM179 143V142H178ZM178 143H175V145L176 144H178ZM259 143V142H258ZM23 144V143H22ZM40 144V143H39ZM211 145V143H207V145ZM218 144V143H217ZM217 144H216V146H214V145H212V146H208L207 148H205L206 149V152H205V154H207L208 155V157H210V159L212 158V160H209V161H212V162H216V163H222L225 167H228V168H226V171L229 173H226V174H228V176L225 174V176L227 177V178H230V169H229V161L227 162V158H226V151H227V153H231L233 150H235V148H232L230 145H229V142H225V143H220L221 144V146H220V144H218V146H217ZM264 144V143H263ZM25 145V143L23 144V146ZM31 145V144H30ZM34 145H36V144H34ZM22 146V147H23ZM261 146L263 147V150H264V146L261 144ZM25 147H26V150H27V152H24L23 151V153H29L30 151H31V154L32 153H35V147L34 148H32V147H30L29 145H27V146H24V150H25ZM48 147V146H47ZM164 147V146H163ZM175 147H177V146H174L173 148H175ZM262 147H261V149H262ZM164 148H166V147H164ZM164 148H162L163 150H164ZM172 148V149H173ZM255 148V147H254ZM259 148H260V146H259ZM259 148L257 149V150H259ZM260 149V150H261ZM220 150V151H219ZM237 150V149H236ZM245 150V149H244ZM252 150H250L251 152H252ZM257 150H254V152L255 151H257ZM259 150V152H260V157L263 155V153H264V151H263V153H261L262 151H260ZM29 151V152H28ZM205 151V150H204ZM242 151V150H241ZM247 151H249V150H247ZM248 152V154L250 155V153L251 152ZM39 152V151H38ZM159 152H161V150L159 151ZM170 152H173L170 148L165 152V151H162V153L164 154V153H170ZM240 152V151H239ZM162 153H161V155L160 154H158V156H160V157H163L164 155H162ZM236 153V152H235ZM245 153H246V151H245ZM253 153V152H252ZM256 153V152H255ZM255 153L253 154V156L251 155V157H249V155H248V157L249 158H253V157H255ZM20 154V153H19ZM22 154V153H21ZM31 154L29 153V154H27L28 156L30 155L31 156ZM36 154V153H35ZM234 154V153H233ZM242 154H244V153H242ZM259 154V153H258ZM262 154V155H261ZM143 155V154H142ZM206 155V156H207ZM232 155V154H231ZM33 156V155H32ZM40 156V155H39ZM45 156V155H44ZM256 156H257V154H256ZM264 156V155H263ZM263 156H262V158H263ZM22 157V156H21ZM228 157V156H227ZM258 157V156H257ZM28 158V157H27ZM31 158V157H30ZM207 158V157H206ZM262 158H261V160H262ZM229 159V158H228ZM246 159V158H245ZM254 159V158H253ZM249 159L250 161L252 160V162L253 163H255V161H257L258 159ZM4 160V159H3ZM5 160H7V159H5ZM235 160V159H234ZM234 160H231V162L230 163H232ZM260 160V161H261ZM12 160H7V161H3V162H0V167H1V169L2 170H0V206L2 207L1 208V210H3V208H6V206H7V204L13 199H15L16 200V191H15V187L18 185V179H16V177H15V174H14V172H11L12 170L9 168V166L10 165H12V163L10 164V165H7V164H9L10 162H11ZM240 162H238V163H241V160H239ZM244 161V160H243ZM259 161V162H260ZM245 162H248V160L247 161H245ZM258 162V161H257ZM256 162V163H257ZM228 163V164H227ZM237 163V164H238ZM255 163V164H256ZM211 164V163H210ZM255 164H254V166H255ZM247 165V164H246ZM253 165V164H252ZM251 165V166H252ZM257 165H259V163H257ZM238 166H240V165H238ZM243 166V165H242ZM241 166V167H242ZM249 166V165H248ZM251 166H249V167H251ZM240 167V168H241ZM258 167H259V169H258ZM239 168V169H240ZM243 168V167H242ZM246 168V169H245ZM243 170H245V171H247V169H248V167H245ZM13 169H17V167H14ZM109 169V168H108ZM107 169V170H108ZM254 169V173H256L255 171H256V168H253ZM257 171L259 172L260 171V173L263 171V173H264V161L262 162L261 161V164L259 165V166H257ZM106 170V169H105ZM110 171H111V169H109ZM124 170V169H123ZM122 170V171H123ZM126 170V169H125ZM124 170V171H125ZM243 170H240V171H243ZM248 170H250V169H248ZM113 171V170H112ZM238 171V170H237ZM239 172V171H238ZM252 171H250L249 173H251ZM257 172V173H258ZM109 173V172H108ZM107 172H106V175L108 174ZM243 173H245V172H243ZM243 173H239L240 175H241V177H242V174ZM260 173H258V174H260ZM109 174H111V173H109ZM108 174V175H109ZM118 174V173H117ZM112 175H114V174H112ZM240 175H238V177L240 176ZM246 175H251V174H246ZM245 174H244V176H246ZM252 175H253V173H252ZM256 175V174H255ZM261 176H262V174H260ZM214 176V175H213ZM219 176V175H218ZM225 176H224V178L223 179H225ZM232 176H234V174H232ZM243 176V177H244ZM254 176V175H253ZM192 176H189V173L188 174H186V176L184 175V177L183 178H185L184 179V181H183V193H184V191H186V190H188L189 188H188V184H189V186H191L192 184H190V183H192L193 182V179L191 178ZM212 177V176H211ZM215 177V176H214ZM213 177V178H214ZM220 177H222V176H219V177H217V178H215V179H213L212 181H214L215 183H217V185L214 183V182H212V183H214V184H211V186H209V193L210 192H212V193H214V195H215V192H218L219 194H218V196L219 197H221V194L223 193H225L224 195H225V197L226 198H228L229 196V198H231L232 196L235 198V196H234V190L236 189V191L237 190H242L243 189V187H245L244 185H242L243 187L242 188H239L238 189V187H235V189L233 190V193H232V188H234V186H232V188L230 189V193H227V191H228V189L226 190V191H223V192H221L220 191V189H222V188H220V187H222L223 186V184H221L222 186H220V185H218L219 184V180L220 179H222V178H220ZM236 177H237V175H236ZM242 177V179H244ZM259 177V176H258ZM263 177V179H264V176H262ZM261 177V178H262ZM109 178V177H108ZM116 178V177H115ZM235 177H233V179H234ZM254 177H247L246 176V179H249V180H251V179H253ZM255 178H257L256 176H255ZM191 179H192V181H191ZM211 179V178H210ZM242 179H234L235 181H237L238 180V184H239V182L240 181H242ZM260 179V178H259ZM258 178H257V180H259ZM262 179V181L264 182V180ZM144 180V179H143ZM147 180V179H146ZM217 180V181H216ZM226 180H228V179H226ZM226 180H222L221 182H223V181H225V183H226ZM232 180V179H231ZM234 180H232V181H230V183H229V181H227V183H229V184H231V185H233L232 184V182L234 181ZM240 180V181H239ZM249 180H246V181H244L245 183L247 182V181H249ZM148 181V180H147ZM244 182L242 181V183L244 184ZM252 182V181H251ZM260 182V181H259ZM146 183V182H145ZM148 183V182H147ZM182 183V182H181ZM235 184V186H237L236 185V182H234ZM241 183V184H242ZM249 183V182H248ZM255 183H256V181H255ZM258 183V182H257ZM123 184V183H122ZM185 184V185H184ZM241 184H239L238 186H241ZM261 184V183H260ZM121 185V184H120ZM141 185V184H140ZM148 185V184H147ZM224 185H226V184H224ZM231 185H228V188H230V186ZM246 186H247V184H245ZM264 185V184H263ZM118 186H119V184H118ZM249 186H251V188H254V187H252V185H250L249 184ZM138 187H140V186H138ZM205 187H206V185H205ZM207 187H208V185H207ZM227 187V185L225 186V188ZM259 187V186H258ZM143 188V187H142ZM185 188H186V190H185ZM199 188V187H198ZM224 188V187H223ZM246 188V187H245ZM244 188V189H245ZM254 189H256V193H257V190L258 191H260V189H258L257 188V186H255V188ZM118 190V189H117ZM151 190V189H150ZM225 190V189H224ZM246 190V189H245ZM249 190H253V189H249ZM264 190V189H263ZM260 191L261 193H264V191ZM239 191H238V193H239ZM242 191H244V190H242ZM249 192V195H244V193L245 192ZM246 191H244V193H243V195L244 196H251V194H250V191H248V189L246 190ZM206 192H208V191H206ZM229 192V191H228ZM253 192V191H252ZM255 192V191H254ZM254 192L252 193V194H254ZM18 193V192H17ZM152 193V192H151ZM186 193H187V191H186ZM198 193H201V191L200 192H198ZM238 193L237 194H235L236 196L238 195ZM241 193V192H240ZM255 193V194H256ZM259 193V192H258ZM260 193V194H261ZM139 194H142V191L139 193ZM188 194V193H187ZM190 194V193H189ZM227 194V195H226ZM246 194V193H245ZM248 194V193H247ZM254 194V195H255ZM190 195H192V194H190ZM195 195L196 196H198L197 195V193H195L194 194V197H195ZM200 195H202V194H200ZM206 195V194H205ZM258 195V194H257ZM187 197H188V195H186ZM204 196V195H203ZM210 196V198H212L213 199V195H212V197H211V193H210V195L208 194V197ZM240 196V195H239ZM253 196V195H252ZM251 196V197H252ZM259 196V195H258ZM207 197V198H208ZM222 197H224L223 195H222ZM221 197V198H222ZM233 197H232V199H233ZM248 197V198H249ZM251 197H250V199H251ZM18 198V197H17ZM195 198H197L196 200H198V197H195ZM194 198V199H195ZM237 198H239V197H237ZM241 198V197H240ZM243 198V197H242ZM241 198V199H242ZM245 199H246V197H244ZM255 198V196L253 197V199ZM260 198V197H259ZM189 199V198H188ZM191 199V198H190ZM193 199V200H194ZM215 199V198H214ZM213 199V200H214ZM219 199V198H218ZM223 199V198H222ZM222 199H219L220 201H222ZM232 199L230 200L231 201V203H232ZM236 199V198H235ZM234 199V200H235ZM240 199V200H241ZM253 199H251V200H253ZM12 200V202H14ZM196 200H194L195 202H196ZM213 200H211V203L213 202ZM218 200V201H219ZM237 200V199H236ZM235 200V201H236ZM239 200V199H238ZM240 200L239 201H237V202H240ZM242 200H244V199H242ZM17 201V200H16ZM186 201V200H185ZM188 202H185V203H183V205L185 204L186 205V203H189L190 202V200H187ZM228 201V200H227ZM255 201H256V199H255ZM263 201V200H262ZM209 202V201H208ZM215 202L217 203V201H216V199H215ZM215 202H213V204L215 203ZM237 202H235V203H237ZM257 202V201H256ZM11 203V202H10ZM228 203V202H227ZM6 204V205H5ZM193 204V203H192ZM191 204V205H192ZM208 204V203H207ZM210 204V203H209ZM233 205H234V201H233V203H232ZM240 204V203H239ZM236 205L235 204V206H244L245 208L247 207L246 205H247V203H245V200L244 201H242V204L241 205ZM145 205H146V203H145ZM190 205V204H189ZM260 205V204H259ZM234 206V207H235ZM241 206V207H242ZM261 206V205H260ZM61 207V206H60ZM148 207H150V206H148ZM183 207H185V206H183ZM189 207V206H188ZM193 207V206H192ZM233 207V208H234ZM244 207H243V210H244ZM249 207V206H248ZM247 207V208H248ZM185 208H187V207H185ZM208 206H207V208H204V210L202 209L201 211H200V213L203 211V212H205V211H207L208 210ZM232 208V209H233ZM246 208V209H247ZM7 209V208H6ZM141 209V208H140ZM154 209H157V205L156 206H154V208H153V210ZM235 209V208H234ZM241 209V208H240ZM60 210H62V208L60 209ZM67 210V209H66ZM190 210H191V208H190ZM192 210H194V212H195V209H192ZM197 210V209H196ZM236 210V209H235ZM242 210V209H241ZM242 210V211H243ZM54 212H56V209L55 210H53ZM52 211V212H53ZM151 211V210H150ZM155 211V210H154ZM181 211V210H180ZM183 211V210H182ZM189 210H188V208H187V212H188ZM198 211V210H197ZM234 211V210H233ZM246 211V210H245ZM249 211V210H248ZM54 212H53V214H54ZM59 212V211H58ZM187 212H186V214H187ZM191 212V211H190ZM193 212V213H194ZM236 212V211H235ZM0 213H1V211H0ZM5 213H7V212H5ZM152 213V212H151ZM180 213V212H179ZM184 213V212H183ZM192 213V212H191ZM190 213V214H191ZM243 213V212H242ZM2 214V213H1ZM0 214V228L2 229V227L4 228V226H8L9 224L8 223H11V226H9V227H7L8 229H6V230H2V234H0V259H4L5 261H8V262H10L11 264H190V256H195V258L197 259L198 258V255L200 254V255H202L203 254V252H200L199 253V251H202V250H200L199 249V251L197 250L198 248H200V247H198V245H197V243H196V245H197V247L198 248H196V251H198V253L199 254H196V255H194V253L192 252V253H190L192 250L189 248L188 249V247L190 246V243H192V240H191V242L189 243L188 242V244H189V246H187V248H184L183 246H184V244L186 245V243L185 242H182V243H184L181 247H183V249H188L189 250V253L191 254L190 256H189V253H188V250L186 251L185 250V252H183V256H182V252H180V254H181V258L180 259H182V260H180V261H178V259H177V257H175V254H174V252H172V251H162L159 247H158V245L156 246V247H158V248H152L151 246H149V247H147V248H145V246L142 248V249H135V248H133L131 245H128V244H126V246H122V245H119L118 244V240H116V241H114V242H112L110 245V247H108V248H103L102 246H100V245H95L94 246V244L92 243V245H87V246H85V247H83V245H80V246H78V247H76V249H74L75 247H71L70 246V248H68L67 249V252H65L64 250V253L60 250L59 251V254H57L56 256H50V257H52L51 259H49V260H46V257L47 256H49V255H46L45 256V258H44V252L42 251V249H41V247H43L42 245H43V243H44V238L46 237V236H44L43 237V234L45 233V232H43V231H41V232H43V234H39L38 232L36 233V231H31V230H29L28 229V225H26L25 226V228H24V226H21V229H19V228H17V225H15L14 223H13V221L12 220H9L8 218H4L3 217V214L1 215ZM57 214V213H56ZM60 214H62V211H61V213ZM195 214V213H194ZM264 214V213H263ZM43 215V214H42ZM149 215V214H148ZM14 216V215H13ZM57 216H58V214H57ZM60 216V215H59ZM59 216H58V218H59ZM65 216H67V215H65ZM80 216V215H79ZM156 216V215H155ZM262 216V215H261ZM47 217V216H46ZM1 218H4L3 219V221H2V219ZM44 218V217H43ZM57 217H53V219H54V225L57 227V230H56V232H58V230H62L61 229V223H63L64 222V219H65V217L63 216V218L64 219H62L61 218V220H57L58 219ZM80 218H82L81 216H80ZM80 218L78 217L77 219H79V221H82V219L80 220ZM83 218H85V217H83ZM87 218V219H86ZM86 218H85V220H88V218H89V220L87 221V222H89V221H91L90 220V217H87L86 216ZM154 219H155V217H153ZM159 218V217H158ZM158 218H157V220H158ZM181 218V213L180 214H175V215H173L172 216V219H173V221L174 222H176L177 223V227H178V229H179V226L180 227H182V228H184L185 229V227H183L182 225H179V224H181V222H180V219ZM38 219V218H37ZM47 218H45V220H46ZM76 219V218H75ZM154 219H153V221H154ZM7 220H9V221H7ZM36 220V219H35ZM48 220V219H47ZM170 220H171V218H170ZM178 220H179V224H178ZM12 221V222H11ZM78 221V220H77ZM77 221H76V223H77ZM78 221V224L79 223H81V222H79ZM3 222V223H2ZM36 222V221H35ZM75 222V221H74ZM160 222V221H159ZM164 222V221H163ZM169 222V221H168ZM188 222V221H187ZM192 221H190L189 223H191ZM1 223H2V225H1ZM13 223V224H12ZM40 223V222H39ZM49 223V222H48ZM75 223V224H76ZM165 223H167V221H165ZM170 223V222H169ZM188 223V224H189ZM227 223V222H226ZM225 223V224H226ZM32 224V223H31ZM33 224H34V222H33ZM174 225H175V223H173ZM25 225V224H24ZM67 225V224H66ZM81 225V224H80ZM152 225V224H151ZM165 225H167V224H165ZM172 225V224H171ZM173 225V226H174ZM28 226V227H27ZM36 226V225H35ZM50 226L52 227V225L50 224ZM149 226V225H148ZM155 226V225H154ZM161 226V225H160ZM172 226V227H173ZM196 226V225H195ZM228 226V225H227ZM245 226V225H244ZM156 227H158V226H156ZM156 227H155V229H156ZM171 227V229L172 230H174L173 228ZM175 227H176V225H175ZM30 228V227H29ZM53 228V227H52ZM55 228V227H54ZM152 229H153V226L151 227ZM150 228V229H151ZM31 229V228H30ZM37 229V228H36ZM136 229H138V228H136ZM147 229H149V228H147ZM146 229V230H147ZM151 229V230H152ZM159 229V228H158ZM35 230V229H34ZM52 230V229H51ZM69 230H71V229H69ZM68 230V231H69ZM96 230H98V229H96ZM100 230V229H99ZM145 230V231H146ZM150 230V231H151ZM161 230H163V229H161ZM186 230V229H185ZM188 230V229H187ZM53 231H54V229H53ZM149 230H148V232H146L145 234V239L147 240V239H149L150 237L153 239L154 237H153V235L155 234V232H154V234H153V232H150ZM164 231V230H163ZM162 231V232H163ZM177 231V230H176ZM189 231H192V230H189ZM4 232V233H3ZM61 233H65V234H67L68 232H62V231H60ZM174 232H175V230H174ZM178 232H179V230H178ZM200 232V231H199ZM95 233V232H94ZM97 233H99L98 231H97ZM152 233V234H151ZM180 233V236H183L182 234H181V232H179ZM240 233V232H239ZM57 234L58 233H56L55 234V237H57ZM72 234V233H71ZM100 234H101V232H100ZM104 234H106V233H104ZM109 235H110V233H108ZM114 234V233H113ZM161 234V233H160ZM163 234V233H162ZM162 234H161V237H162ZM165 234V233H164ZM191 234V233H190ZM188 235V238H190L191 236H192V234L191 235ZM241 234V233H240ZM69 235H70V233H69ZM84 235H85V233H84ZM88 235V234H87ZM92 235V237H93V234H91ZM90 235V236H91ZM174 235V234H173ZM178 235V234H177ZM185 235V234H184ZM196 235H197V233H196ZM201 235V234H200ZM236 235H238V234H236ZM90 236H86L85 238L86 239H92ZM108 236V235H107ZM111 237H112V235H110ZM138 236V235H137ZM165 235H163V237H164ZM190 236V237H189ZM55 237H53V238H55ZM96 237V236H95ZM115 237V236H114ZM187 237V236H186ZM165 238H167V236H165ZM170 238H172V237H170ZM182 238V237H181ZM94 239V238H93ZM114 239H116V238H114ZM151 239V240H152ZM175 239V238H174ZM179 239H180V237H179ZM195 239V238H194ZM7 240L9 241L8 242V246L6 245L5 246V243L7 242ZM45 240H46V238H45ZM56 240V239H55ZM76 240V239H75ZM151 240H150V244H151ZM196 240L197 241H199L198 240V238H196ZM49 242H50V240H48ZM93 241V240H92ZM176 241V240H175ZM174 241V242H175ZM202 241V240H201ZM225 241V240H224ZM9 243H10V245H9ZM164 243V242H163ZM181 243V242H180ZM201 243V242H200ZM200 243H199V245H200ZM219 243V242H218ZM187 244V245H188ZM221 244V243H220ZM48 245V243L46 244V246ZM154 245H155V243H154ZM153 245V246H154ZM170 245V244H169ZM173 245V244H172ZM171 245V246H172ZM175 245V244H174ZM181 245V244H180ZM192 246H194V244L192 243L191 244ZM15 246V247H14ZM167 246V248H168V245H166ZM165 246V247H166ZM170 246V247H171ZM201 247H202V244L200 245ZM244 246V245H243ZM49 247V246H48ZM48 247H46V249L48 248ZM172 247H176V245L175 246H172ZM171 247V248H172ZM181 247H179L180 249H182ZM186 247V246H185ZM191 247V246H190ZM196 247V246H195ZM222 247H223V245H222ZM55 248V247H54ZM170 248V249H171ZM219 248V247H218ZM224 248H225V246H224ZM223 248V250H225L226 251V248L224 249ZM228 248V247H227ZM52 249V247L50 248V249H48V250H51ZM56 249V248H55ZM179 249V250H180ZM193 249V248H192ZM229 249H231V248H229ZM72 250V251H71ZM174 250H176V249H174L173 248V251ZM178 250V251H179ZM195 250V249H194ZM193 250V251H194ZM44 253H42V252ZM58 251V250H57ZM178 251H177V253H178ZM54 252H56V251H54ZM176 252V251H175ZM179 254V253H178ZM177 254V255H178ZM193 254V255H192ZM226 254V253H225ZM246 254H247V252H246ZM51 255V254H50ZM199 255V257H200V259H202V257ZM189 256V257H188ZM149 257L152 259V258H154L155 259V261L153 260H148L149 259ZM179 257V256H178ZM193 257H191V259H195V258H193ZM224 257V256H223ZM225 257H227V256H225ZM237 257V256H236ZM235 257V259L234 260H232V257H231V259H230V257H227L226 259V262H227V264H239V262L241 261L240 259H243V258H236ZM248 257V256H247ZM261 257V256H260ZM48 258V257H47ZM174 258H176L177 259V261L174 259ZM221 258V257H220ZM233 258H234V256H233ZM257 258V257H256ZM195 259V260H196ZM200 259H198L199 261H200ZM194 260V261H195ZM197 260V261H198ZM262 260V259H261ZM4 261V262H5ZM193 261V262H194ZM197 261L196 262H194V263H196L197 264ZM202 261V260H201ZM237 261H238V263H237ZM243 261V260H242ZM241 261V262H242ZM225 261H224V263H226ZM240 262V263H241ZM262 262V261H261ZM201 263H203V261L201 262ZM200 263V264H201ZM210 263V262H209ZM243 263H244V261H243ZM260 263V262H259ZM7 264V263H6ZM9 264V263H8ZM191 264H193L192 263V261H191ZM199 264V263H198ZM206 264V263H205ZM244 264H248V263H244Z\"/></svg>",
  "mask_w": 264,
  "mask_h": 264
},
{
  "label": "water",
  "instance_id": "water-1",
  "mask_svg": "<svg viewBox=\"0 0 264 264\" xmlns=\"http://www.w3.org/2000/svg\"><path fill=\"white\" fill-rule=\"evenodd\" d=\"M259 4L264 5V0H256Z\"/></svg>",
  "mask_w": 264,
  "mask_h": 264
}]
</instances>
